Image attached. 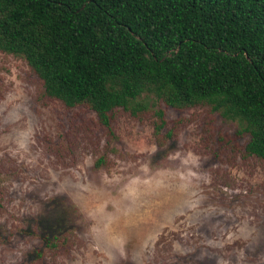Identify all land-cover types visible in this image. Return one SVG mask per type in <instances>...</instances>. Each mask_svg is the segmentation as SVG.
I'll use <instances>...</instances> for the list:
<instances>
[{"label": "rangeland", "instance_id": "374dc122", "mask_svg": "<svg viewBox=\"0 0 264 264\" xmlns=\"http://www.w3.org/2000/svg\"><path fill=\"white\" fill-rule=\"evenodd\" d=\"M144 101L104 126L0 51V264H264L249 135L208 105Z\"/></svg>", "mask_w": 264, "mask_h": 264}, {"label": "trees", "instance_id": "16d2710c", "mask_svg": "<svg viewBox=\"0 0 264 264\" xmlns=\"http://www.w3.org/2000/svg\"><path fill=\"white\" fill-rule=\"evenodd\" d=\"M0 51L107 127L145 99L211 106L264 162V0H0Z\"/></svg>", "mask_w": 264, "mask_h": 264}]
</instances>
